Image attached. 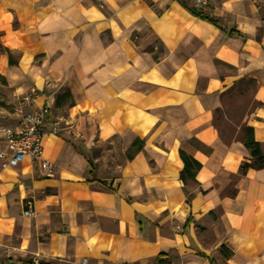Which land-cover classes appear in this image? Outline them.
<instances>
[{
    "label": "crops",
    "instance_id": "obj_1",
    "mask_svg": "<svg viewBox=\"0 0 264 264\" xmlns=\"http://www.w3.org/2000/svg\"><path fill=\"white\" fill-rule=\"evenodd\" d=\"M198 10L214 21L177 0H0V46L16 61L1 50L0 122H17L12 107L26 93L49 117L57 91L74 102L56 133L49 117L43 127L54 175L29 159L0 163V251L86 264H264V167L239 173L248 149L213 124L221 93L251 79L235 127L251 126L264 151V3L206 0ZM114 136L143 147L117 175H96L97 159L90 175L73 142ZM179 149L201 164L184 185Z\"/></svg>",
    "mask_w": 264,
    "mask_h": 264
},
{
    "label": "built area",
    "instance_id": "obj_2",
    "mask_svg": "<svg viewBox=\"0 0 264 264\" xmlns=\"http://www.w3.org/2000/svg\"><path fill=\"white\" fill-rule=\"evenodd\" d=\"M187 1L195 9L206 3V0ZM258 1L264 3V0ZM31 103V94L26 93L15 107L18 115L17 122L14 125L0 122V137L6 144L5 149L0 150V163L2 167H14L21 161L29 159L43 175L52 176L55 173V165L42 156L43 127L49 119L50 107L46 104L30 107ZM58 129L57 121L50 122V132L56 133ZM33 214V209L28 205L22 211L25 217H32ZM0 264H86V259H82L79 263H72L65 259L51 261L41 259L34 254L26 261L0 258Z\"/></svg>",
    "mask_w": 264,
    "mask_h": 264
},
{
    "label": "trees",
    "instance_id": "obj_3",
    "mask_svg": "<svg viewBox=\"0 0 264 264\" xmlns=\"http://www.w3.org/2000/svg\"><path fill=\"white\" fill-rule=\"evenodd\" d=\"M183 7H185L187 10L190 11V13H193L195 15L198 14V16L208 19L210 21H214L212 17H209L208 15L204 14L198 9H195L193 6H189L187 4V0H177ZM3 51L7 53L8 56V64L12 65L15 64L16 61L15 59L12 58L10 51L8 49L2 48ZM252 80L251 79H246L241 81V84L237 86V89L235 90L234 87H231L227 89L226 91L221 93V96H226L228 93L235 91L237 94H241L244 90H246L248 87L251 86ZM74 102L72 101L71 98V93L68 89H61L57 91L54 95V103L53 106L54 108H60L62 106H70ZM222 110L221 108H216L214 110L215 113L220 112ZM213 124L215 128H217V131L221 135V131L216 125L217 123L215 122V118L213 120ZM222 136V135H221ZM223 137V136H222ZM239 138L243 145L248 149L249 155H250V160L249 161H242L239 165V173H243L246 168L253 167V168H263L264 167V151H262V147L260 142L254 139L253 137V131L252 127L249 125L241 124L240 125V135ZM143 139L139 137H135L132 139L130 142L129 146L125 149V156L126 159H131L135 153H137L139 150L142 149L143 147ZM74 148L79 151L83 156L85 157L87 161V165L89 167V174L94 175V170L96 168V164L94 162V152L91 148H85L83 146L76 145L75 142H73ZM179 158L181 159L182 162V168H180L179 171V179L181 180V183L183 185L186 183L187 180H194V176L196 171L200 168L201 164L194 159L190 154L186 153L185 151L179 149L178 154ZM94 177V176H93ZM186 194V199H190L192 196V193H185ZM219 253L220 255L226 259L228 258L232 252L226 248L224 245L219 246ZM211 264H216L213 259H211ZM222 264H226V262H223Z\"/></svg>",
    "mask_w": 264,
    "mask_h": 264
},
{
    "label": "rangeland",
    "instance_id": "obj_4",
    "mask_svg": "<svg viewBox=\"0 0 264 264\" xmlns=\"http://www.w3.org/2000/svg\"><path fill=\"white\" fill-rule=\"evenodd\" d=\"M157 48L159 46L156 43ZM3 51L0 46V52ZM248 90L250 86H247ZM20 101V100H19ZM18 101V103H19ZM247 96H239L235 91L228 93L223 98L222 110L214 114L215 122L217 123L221 135L224 139L228 140L231 137H238L240 134L236 132V125L239 123L240 117L246 111L248 107ZM18 105V104H17ZM15 105V107L17 106ZM15 107H12V111L15 112ZM66 115L65 107L52 109L50 120L57 121L60 127L61 117ZM60 117V118H59ZM72 138V137H70ZM125 142L126 139L121 136H114L113 138L91 146L94 152V159H97V165L100 166V170L95 174L100 176H115L118 174L119 167L126 161L125 156ZM21 258L27 259L28 257H19L14 253L7 251H0V258Z\"/></svg>",
    "mask_w": 264,
    "mask_h": 264
}]
</instances>
